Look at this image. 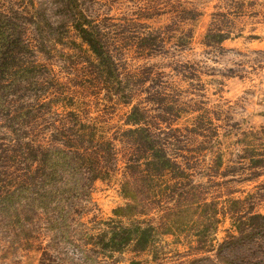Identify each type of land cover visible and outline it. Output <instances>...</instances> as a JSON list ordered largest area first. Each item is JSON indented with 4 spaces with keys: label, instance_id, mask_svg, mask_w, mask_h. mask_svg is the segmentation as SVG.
<instances>
[{
    "label": "rangeland",
    "instance_id": "1",
    "mask_svg": "<svg viewBox=\"0 0 264 264\" xmlns=\"http://www.w3.org/2000/svg\"><path fill=\"white\" fill-rule=\"evenodd\" d=\"M81 3L84 12L109 32L121 74L133 81V103L148 109L157 133H169L170 152L199 186L202 197L216 199L220 205L228 198L246 199V205L264 213V0ZM41 4L54 7L51 0H0L2 8L14 6L24 12L26 41L37 62L56 82L40 100L50 101V106L38 109L27 128L14 132L0 114V197L19 184L26 185L28 164L13 151L21 144L46 147L55 138L67 140L66 145L80 148L94 159L98 178L79 204L80 214L74 215L70 228L51 229L50 215L41 212L37 216L30 224L32 247L26 248L24 215L23 219L14 214L0 216V264H93L90 256L97 255L91 251L93 245L87 244L90 236L106 228L115 218L114 209L125 203L121 180L130 148L118 137L128 128L125 118L133 104L118 102L99 81H91L94 55L73 28L51 30L41 24L40 29L32 23L31 18L42 23ZM183 9L199 15L194 20L191 15L183 18ZM46 15L53 22L58 20L51 9ZM157 30L164 38L161 49L142 51L139 37ZM219 30L229 32L230 37L208 43L211 37L207 34ZM69 111H76L83 123L96 124L98 135L112 142L111 159L101 151L87 149L72 135ZM218 156H222L223 164L215 173L212 168L219 162ZM166 202L163 210L156 208L140 220L160 226L162 214L172 204ZM18 219L22 224H17ZM220 219L218 228L208 232L215 245L231 229L228 216L220 215ZM196 240L193 234L180 238L160 235L155 247L144 253L126 250L96 259L104 264H171L215 255V251L198 252Z\"/></svg>",
    "mask_w": 264,
    "mask_h": 264
},
{
    "label": "trees",
    "instance_id": "2",
    "mask_svg": "<svg viewBox=\"0 0 264 264\" xmlns=\"http://www.w3.org/2000/svg\"><path fill=\"white\" fill-rule=\"evenodd\" d=\"M51 2L53 8L41 4L39 14L42 23L31 18L32 23L38 27L44 24L51 30L73 28L94 55L91 81H99L110 97L116 96L118 102L133 104L125 118L128 128L121 130L118 137L130 148L121 180L125 203L114 209L115 218L107 222L106 228L90 236L87 244L93 245L91 251L97 255L95 258L90 256L91 263L104 264L96 259L103 254L126 250L144 253L155 247L160 235L180 238L183 234L185 237L193 234L198 237V252L215 251V255L171 264H264V213L255 211L252 204L246 205V199L228 198L220 205L216 199L208 201L203 198L198 191L199 186L193 183L176 154L170 152L169 133H157L148 109L133 103V81L129 76L126 80L122 76L112 38L106 28L84 12L81 0ZM48 9L58 16L56 22L46 15ZM183 12V18L191 15L193 20L199 15L191 9H183ZM26 31L24 12L14 6L7 9L0 6V114L10 122L9 127L14 132L24 126L27 128L38 109L50 106V101L40 103V100L45 99L56 84L46 67L37 62L34 50L26 41ZM222 31L207 34L208 38L211 37L208 43H220L230 37L229 32ZM139 39L138 45L148 53L161 49L164 42L161 30L149 32ZM58 90L63 93V89ZM68 115L73 125L72 135L85 143L87 149L101 151L106 159L113 157L112 142L98 135L96 124L83 123L76 111H69ZM25 119L26 124H22ZM66 143L67 140L55 138L46 147L29 143L13 147V151L21 154L28 164L27 180L26 185L19 184L0 197V216L14 214L23 219L24 215L26 248L33 245L30 224L41 212L50 215L51 229L70 228L74 215L80 214L79 204L90 194V188L98 178L94 159L87 152ZM2 156L0 151V166ZM218 157L219 162L212 168L215 173H219L223 164L222 156ZM165 201L172 204L162 214L160 226L140 220L156 208L163 210ZM220 215L231 219V229L215 245V238L210 239L208 232L218 228ZM22 222L17 220V224ZM132 264L141 263L133 261Z\"/></svg>",
    "mask_w": 264,
    "mask_h": 264
}]
</instances>
